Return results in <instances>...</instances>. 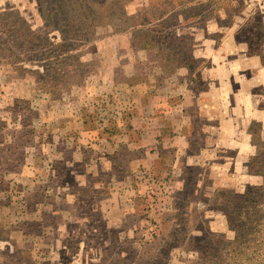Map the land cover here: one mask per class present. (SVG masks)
Segmentation results:
<instances>
[{"label":"rangeland","instance_id":"1","mask_svg":"<svg viewBox=\"0 0 264 264\" xmlns=\"http://www.w3.org/2000/svg\"><path fill=\"white\" fill-rule=\"evenodd\" d=\"M263 1L214 0L187 23L170 19L184 36L172 59L133 50L132 30L101 26L94 45L61 62L41 0H0V264H194L201 240L233 239L217 194L263 178H251L246 152L207 143L187 85L200 96L226 39L262 53ZM20 19L49 36L16 40Z\"/></svg>","mask_w":264,"mask_h":264},{"label":"trees","instance_id":"2","mask_svg":"<svg viewBox=\"0 0 264 264\" xmlns=\"http://www.w3.org/2000/svg\"><path fill=\"white\" fill-rule=\"evenodd\" d=\"M137 1H145V6L138 7L134 13L128 11V6ZM41 11L51 17L52 31L59 32L62 41L55 45L57 59L72 58L77 60L74 52L80 48L94 45L93 38L101 26H111L117 32L132 30L133 50L156 48L158 52L172 51L173 41L182 40L184 36L176 35L171 26L174 23H187V12H195L197 7L207 4L212 6L214 0H41ZM46 5V6H45ZM185 10L180 12L178 10ZM154 10V11H153ZM160 10L159 15L156 12ZM164 10V11H163ZM205 10V9H201ZM178 11V12H177ZM7 11L0 13V20L4 21ZM201 15L197 13V16ZM181 18L182 22H181ZM24 20V19H20ZM218 20V19H217ZM115 21H119L116 25ZM16 33V40H21L23 34L33 38H44L46 33L36 32L25 26ZM2 26V27H3ZM131 33V32H129ZM65 53V54H64ZM66 55V56H63ZM48 71V70H47ZM253 133V144L257 152L250 157L247 164L252 176H261L263 184L248 185L244 192L233 193L223 191L217 194L221 197V208L227 216L230 229L235 237L229 239L226 234H217L206 241L201 240L197 250L199 257L194 264H264V130ZM221 194V195H220ZM224 197V198H223Z\"/></svg>","mask_w":264,"mask_h":264},{"label":"crops","instance_id":"3","mask_svg":"<svg viewBox=\"0 0 264 264\" xmlns=\"http://www.w3.org/2000/svg\"><path fill=\"white\" fill-rule=\"evenodd\" d=\"M260 6L264 8V1ZM225 31L226 37L230 38V30ZM229 47L231 44L226 39L220 50L223 64L214 62L215 65L205 70L204 78L209 81L200 96L187 85V93H191L187 101H194L198 115L210 125L206 140L209 145L218 152L235 148L239 154L246 152L250 158L257 152L253 144L252 125L262 123L264 126V46L262 53L251 54L247 52L246 46L237 42L231 49ZM209 48L211 46L206 48L205 55L210 52ZM227 53H238L239 56L232 63H226L224 55ZM228 82L232 85L229 92ZM190 105L188 102L189 109L192 107ZM181 106L182 109L185 107L184 102ZM190 137L187 136V142ZM185 144L183 146L187 148ZM255 178L258 181L259 177Z\"/></svg>","mask_w":264,"mask_h":264}]
</instances>
